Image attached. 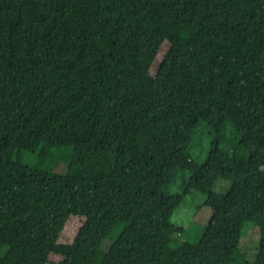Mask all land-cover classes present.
<instances>
[{"label":"trees","instance_id":"1","mask_svg":"<svg viewBox=\"0 0 264 264\" xmlns=\"http://www.w3.org/2000/svg\"><path fill=\"white\" fill-rule=\"evenodd\" d=\"M177 178L182 193L168 189ZM195 192L211 209L199 238L164 234L187 232L170 217ZM70 216L82 223L59 243ZM248 221L251 259L232 238ZM51 253L264 264V0H0V264Z\"/></svg>","mask_w":264,"mask_h":264},{"label":"rangeland","instance_id":"2","mask_svg":"<svg viewBox=\"0 0 264 264\" xmlns=\"http://www.w3.org/2000/svg\"><path fill=\"white\" fill-rule=\"evenodd\" d=\"M169 46V43L167 41H164L159 49V52L156 56V60L152 64L151 73L154 74L156 70L158 69V65L160 60L162 59L164 53L166 52L167 48ZM194 100L198 103L204 102V98L201 94H194ZM208 147V137L205 133H202L200 135L199 143L194 145L192 148V158L199 160L203 158L205 155V150ZM57 157L54 155L53 157L43 156L42 159H36V164L45 167L50 168V166L53 167V164L55 163V160ZM21 160L23 163H27L29 165H34V157L31 152L28 151H22L21 152ZM66 167V164L63 160H60L59 164L55 166L54 170L57 172H62ZM187 173H184L183 176L187 177ZM180 182V178H177L173 184H171L168 189L172 192H178L182 193L181 188L178 186ZM230 182L228 180H225L223 178H218L212 189L216 192H224ZM223 185V186H221ZM202 196L195 192L192 195H186L181 205H179L176 210L172 213L170 217V221L176 225L184 227L187 232L185 233H171L169 231H163L164 234L167 235H173L174 237L188 241H195L199 238L200 233L199 231L201 228L208 222V219L211 214V209L205 205H202ZM82 223V218L77 216H70L65 226L60 233V236L58 238L59 243H70L75 234L77 229ZM240 226V225H239ZM232 238L239 240L240 245H242V250L246 253L249 259H251L254 255V247L256 245V242L259 238V230L258 227L253 224L252 222H244V224L240 227H234L232 229ZM109 241H106L103 244V248L107 247ZM58 261V256L54 253H51L49 255V262L45 264H56Z\"/></svg>","mask_w":264,"mask_h":264}]
</instances>
